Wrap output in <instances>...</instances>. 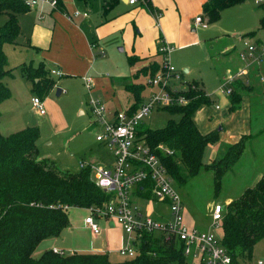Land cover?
<instances>
[{"label": "trees", "instance_id": "trees-1", "mask_svg": "<svg viewBox=\"0 0 264 264\" xmlns=\"http://www.w3.org/2000/svg\"><path fill=\"white\" fill-rule=\"evenodd\" d=\"M115 0H110L113 3ZM244 0H206L202 3V17L211 23L221 17L223 10ZM142 3V2H141ZM151 10L150 0L144 2ZM264 8V2L259 3ZM66 12L61 0L57 7ZM29 10L24 0H0V14L5 21L0 24V103L9 96L4 77L11 76L13 68L8 67L3 49L4 43L17 44L20 32L18 16ZM69 14V13H68ZM264 26V17L261 19ZM248 31L244 35H253ZM155 54L127 56L128 63H140L132 80L124 83L127 93L128 112H134L142 103V83L136 79L152 76L164 68ZM149 61L143 64V61ZM21 72L31 79L35 92L47 94L56 86L57 80L50 69L40 61L37 66L31 62L19 66ZM181 89L171 91L174 96L187 98L185 103H173L160 107L170 114H178L177 120L170 118L159 128H151L143 122L137 134L153 149L179 189L200 171L212 172L215 192L222 186L224 174L232 169L244 154L247 142L256 133H243L227 144L222 155L209 163L203 162L202 155L208 144L220 139V128L201 131L194 115L203 105L211 103L203 84L199 80H187ZM228 110L240 105L241 97L251 91V84L244 77H236L230 83ZM39 97V96H38ZM41 99V97H39ZM38 130L26 127L9 134L0 132V264H185L191 258L183 252V242L173 237L166 238L162 232H143L135 242L136 254L112 260L105 252L72 251L67 253L45 250L37 258L32 257L36 245L48 236H57L68 224L69 207L102 206L113 197V191H106L90 178L88 166L76 171L61 170L48 159L38 157L36 139ZM172 150L165 153L158 145ZM153 181L146 178L134 191L142 199L151 197ZM220 243L227 252L240 262L253 261L256 243L264 238V172L250 186L225 203H221ZM264 259V257H263Z\"/></svg>", "mask_w": 264, "mask_h": 264}, {"label": "rangeland", "instance_id": "rangeland-1", "mask_svg": "<svg viewBox=\"0 0 264 264\" xmlns=\"http://www.w3.org/2000/svg\"><path fill=\"white\" fill-rule=\"evenodd\" d=\"M259 3L262 4L257 0H244L229 7L222 11L218 20L207 22L206 28L201 26L194 28L190 20V23L186 22L184 28H181L183 41L188 44L180 47L178 44H171L173 47L170 52V62L179 72L180 79L176 81L171 79L170 83L182 87L187 80L195 79L201 81L208 91L211 103L201 106L195 114L197 122L200 120L202 125L205 120L211 123L216 122L219 115L223 116L227 112L229 98L227 94L224 95L220 91V88H225L222 82L238 68L240 61L238 53L246 49L244 41L258 46L261 44L259 40L264 44V26L261 23L264 8ZM94 10H90L87 18H95ZM198 14L203 15V13ZM32 16H34L32 12L21 16L22 29L15 39L17 44L4 43L3 45L8 60L7 65L12 67L13 71L11 76L3 79L10 93L0 104L1 131L8 134L26 127L37 128L38 157L50 160L61 170L76 171L80 168V161L86 159L101 164L110 158L109 151L95 139L99 126L89 123L91 119L87 106L89 93L82 78L79 77L81 72L76 70L81 69L85 60L74 63L71 66L73 70L69 68L64 75L52 74L57 80L56 86L47 94L41 95L34 91L31 79L26 77L19 68L20 64L28 62L37 66L40 61L49 69L58 66L52 58L47 56L40 58L41 55H38L42 51L40 47L26 44L25 38L29 37ZM194 17L195 14L192 16L193 20ZM5 19L6 15L0 14V24ZM248 31H253L254 34L244 35ZM98 42L104 55L96 54L85 68V72L93 78L91 94L97 96L106 105L121 109L124 103L127 105L128 100L123 85L132 80L133 74L141 64L128 63L129 54L126 49H120L123 45L119 34L105 36ZM184 67L188 68V71L184 72ZM147 78L148 76L140 74L136 79V82L143 85L142 102L158 90L157 86L147 84ZM57 87L62 89L58 94H56ZM120 89H122L121 92ZM32 96L41 97L43 113H39L32 104ZM215 103H219L218 109H215ZM170 118L177 120L179 115L170 114L166 109L151 108L143 116L142 122L151 128H159L164 126ZM214 127L219 128L220 124L217 123ZM250 133L256 132L252 130ZM263 139V136H259L247 142L240 160L224 174L219 192L216 193L214 190L212 172L206 170L200 171L178 189L183 202V214L188 224L193 220L194 225L200 229L209 230L218 237L221 235V227L211 223L212 206L217 201L225 203L227 199L238 196L245 187L256 181L257 173L261 174L264 171ZM212 151V145L208 144L203 151V162L209 163L220 157L218 152L213 154ZM132 199L143 211H148L153 216L161 214L169 216L168 207L162 203L140 200L135 196ZM86 214L88 209L85 207H69L67 209L68 224L62 233L64 239L54 236L42 239L34 248L32 257H39L43 251L52 249L53 246L65 247L67 251V249H73L72 246L83 245L84 242L93 244L95 239L83 222ZM96 221L102 228V236L109 232L110 246L118 245L121 238H123L121 245L126 241V234L121 227L116 225L111 229L107 228L108 222L104 218H96ZM109 257L117 260L123 256L110 253ZM262 257H264V238L256 243L252 256L253 259ZM185 264H194V262L189 260Z\"/></svg>", "mask_w": 264, "mask_h": 264}, {"label": "built area", "instance_id": "built-area-1", "mask_svg": "<svg viewBox=\"0 0 264 264\" xmlns=\"http://www.w3.org/2000/svg\"><path fill=\"white\" fill-rule=\"evenodd\" d=\"M24 2L29 8L36 4L47 5L50 8L57 7V0H24ZM137 2L144 3L145 0H128L130 4ZM257 2H264V0H257ZM71 14L72 17L86 16L87 12L75 9ZM68 17L71 18V15L68 14ZM194 22L202 28L208 26L207 20L202 15L195 16ZM244 44L246 49L239 53V57L246 64L257 62L264 57V45L256 46L246 41ZM157 50L164 70L148 76L147 84L157 86L158 90L150 94L147 100L132 113L128 112L127 105L121 109H110L97 96L91 94L93 78L88 74L82 76L83 84L89 93L87 106L91 114L90 124L99 126L95 139L107 147L110 158L101 164L82 160L80 166L89 167L90 178L97 185L106 191H113V197L102 206L88 207L84 222L93 235L100 231L96 218H104L121 226L126 234V241L118 248L117 253L123 257L136 254L135 242L140 239L143 232H162L166 238L173 237L182 241L184 254L191 258L194 264H264L263 257L249 262L234 259L213 232L200 229L185 221L182 198L172 177L153 149L137 134V128L143 116L151 108L187 101L186 97L174 96L171 92L176 90L170 83L171 79L175 81L180 79L179 72L170 62L172 47L162 38H158ZM97 54L104 55V51L100 49ZM247 68V65H244L238 75L225 79L222 82L225 88H220V91L229 94L230 83L236 77L245 75ZM50 72L61 75V72L55 68H51ZM31 101L39 113L44 112L43 103L38 96H33ZM215 108H219V105L215 104ZM158 148L165 153H172V150L161 144ZM148 177L153 181L151 197L142 199L134 194V191L138 184ZM133 196L166 205L169 216L159 218L148 211H143L138 203L133 201ZM210 218L213 225H220L222 218L220 203L213 204ZM52 250L63 253L56 248Z\"/></svg>", "mask_w": 264, "mask_h": 264}, {"label": "crops", "instance_id": "crops-1", "mask_svg": "<svg viewBox=\"0 0 264 264\" xmlns=\"http://www.w3.org/2000/svg\"><path fill=\"white\" fill-rule=\"evenodd\" d=\"M61 1L64 4L66 12H61L56 8H50L47 5L41 6L36 4L30 7L28 11L18 16L20 29H22L21 16L25 13L32 12L34 16H32L31 26L29 28V37L25 38L27 40L26 44L40 47L42 49L41 53H38V55H41L40 58L47 56V58L54 59L58 63L55 69L59 70L62 75H64V72H68V69L74 63L85 60V64L81 69H76L81 72L79 77L82 78L84 74H88L85 72L87 63L102 49L98 40L111 34L120 35L123 45L120 49H126L129 55L146 56L155 54L158 46V38H162L171 47H173L171 44H178V47L188 44V42L183 41L184 36L182 35L181 28H184L186 22L190 23V20H192L194 28L199 26L196 25L192 16L194 14L195 16L202 15L198 13H202V3L206 0H150L153 10L145 3L137 2L136 4H130L128 0H115L113 3H110V0ZM91 7L95 9L94 19L87 18L90 10H92ZM78 8L80 11H86L87 15L72 17V11L75 9L79 10ZM68 13L71 15V18L68 17ZM194 28H191V30H194ZM258 42L261 43L258 45H264L261 41L258 40ZM53 55L55 57H52ZM157 59L159 61L160 56H157ZM148 61L149 59L143 61V64H146ZM238 63V68L228 77L238 75L242 67L247 65V73L240 75V77H244L252 86L251 91H247L242 95L239 107L233 111H229L227 108V112L223 116L219 115L216 118V122L211 123L205 120L204 125L200 123V120L197 122L194 115L196 125L203 132L213 128L217 123L220 124V139L218 142L211 144L213 154L218 152L219 156L222 155L225 146L235 141L241 134L252 132V130L253 132H257L264 129V75H261L262 73L264 74V57L250 64H246L241 59ZM71 69L73 70V68ZM186 71H188V68H186ZM173 87L175 89H181L184 86L173 85ZM121 90L119 91L121 92ZM204 90L206 89L204 88ZM206 92L208 94L207 90ZM223 94L226 95L225 93ZM124 106H126L125 103ZM227 106H229V102ZM108 107L110 109H117ZM0 132L4 135L7 134L1 131V124ZM259 136L264 137V130L257 137ZM85 161L92 160L86 159ZM261 168L263 170V166ZM260 175L259 173L255 175L256 180ZM138 199L142 200L141 198ZM229 200L227 199L226 202ZM217 203L221 204L222 202L217 201ZM162 216L167 217L162 214L154 217ZM107 222V228L110 229L118 225L112 221ZM193 222L192 220L190 224L194 225L195 223ZM85 226L88 227L86 224ZM64 229L59 235L54 237H61L63 240L62 233ZM101 233V227L98 234L93 235L91 232L92 237L95 239L93 244L84 242L83 245L72 246L71 248L73 249H67V251H65V247L58 248L53 246L52 249L56 248L63 252L92 251L105 252L108 256L110 253L119 255L117 250L121 246L123 238H121L118 245L110 246L109 242L111 237L109 236V232H106L103 236ZM109 258L111 259V257ZM112 260L115 259L113 258Z\"/></svg>", "mask_w": 264, "mask_h": 264}, {"label": "water", "instance_id": "water-1", "mask_svg": "<svg viewBox=\"0 0 264 264\" xmlns=\"http://www.w3.org/2000/svg\"><path fill=\"white\" fill-rule=\"evenodd\" d=\"M184 71H186V68H184ZM60 91H61V88L60 87H57L56 88V94L60 93Z\"/></svg>", "mask_w": 264, "mask_h": 264}]
</instances>
